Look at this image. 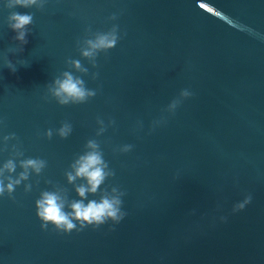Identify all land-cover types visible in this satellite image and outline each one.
<instances>
[{"label":"water","instance_id":"1","mask_svg":"<svg viewBox=\"0 0 264 264\" xmlns=\"http://www.w3.org/2000/svg\"><path fill=\"white\" fill-rule=\"evenodd\" d=\"M12 11L34 17L20 53L8 51L17 46ZM113 23L123 38L93 69L76 41ZM5 56L27 64L12 72ZM67 58L99 72L82 77L99 89L87 103L47 97L45 86L70 70ZM182 89L192 95L166 112ZM98 116L116 123L95 137ZM63 121L73 126L67 139L43 136ZM0 122V138L15 133L22 158L48 162L24 182L31 192L22 183L14 200L0 198V264H264V0H47L43 10L0 0ZM94 137L115 171L106 184L126 193L124 219L41 230L34 202L51 189L45 181L77 199L64 172ZM15 143L0 151V165ZM124 144L134 147L113 152Z\"/></svg>","mask_w":264,"mask_h":264},{"label":"clouds","instance_id":"2","mask_svg":"<svg viewBox=\"0 0 264 264\" xmlns=\"http://www.w3.org/2000/svg\"><path fill=\"white\" fill-rule=\"evenodd\" d=\"M46 4L47 0H4V7L7 9L19 6L43 10ZM117 18L118 14L113 13L108 17V20L115 21ZM33 20V14L30 12L23 14L15 11L10 12L7 16V27L15 33L13 40L17 42V46L9 48V52L20 53L23 51L22 46L28 42L26 35L29 33V26L33 24ZM122 38L123 34L116 23H113L107 31L93 32L90 28H86L84 36L76 41V49L79 56L87 61L91 68L95 69L98 67L97 57L101 53L107 54L116 47ZM16 64L26 65L27 63L20 60L16 61ZM16 64L7 56L4 57L3 67L15 72L17 70ZM65 65L70 70L62 71L52 79L51 83L45 86L47 97L55 100L59 106L84 104L94 98L99 89L88 88L82 77L90 76L91 80H96L99 72L90 73L89 67L85 66L81 59L67 58ZM191 95L189 90L182 89L179 96L168 104L165 111L170 114L174 113L180 103ZM162 122L163 117L153 121V127ZM115 123L112 118H108L105 122L104 118L98 116L96 118L95 137L102 136ZM138 127H142L139 122ZM72 131V124L63 121L59 128L45 130L43 136L46 139H51L55 134L60 139H67ZM95 137L86 140L82 153L76 155L64 172L66 182L73 186L77 199H69L68 189L63 185L53 183L50 180L45 181L51 185V189L40 191L34 202L35 215L41 222V230H45L51 225L56 232L68 234L73 231H82L87 227L99 228L109 221L115 225L124 219L126 213L122 210V198L126 193L118 185L106 184V181L115 176V171L110 168L109 162L105 160L101 142ZM0 139L4 144L0 151L9 150V141H17L11 145L10 158L0 165V198L6 197L14 200L13 193L22 183L25 193L33 190L32 183L24 182L29 181L31 176L39 177L48 166V162L39 157L22 158L24 152L19 146L15 133H9ZM133 147L132 144H124L113 148V152L124 154L130 152ZM17 168L20 169L18 173L16 172ZM13 173H16L15 176ZM36 184H39V180L36 181ZM89 196H96L98 199H88ZM250 201L251 196L245 197L242 202L234 206L233 210H242Z\"/></svg>","mask_w":264,"mask_h":264}]
</instances>
